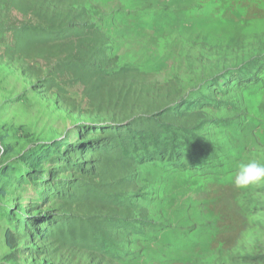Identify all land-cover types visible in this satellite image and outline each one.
<instances>
[{"label":"rangeland","instance_id":"rangeland-1","mask_svg":"<svg viewBox=\"0 0 264 264\" xmlns=\"http://www.w3.org/2000/svg\"><path fill=\"white\" fill-rule=\"evenodd\" d=\"M87 35L138 97L178 108L137 156L96 162L110 195L68 207L48 188L83 178L68 150L110 125L60 62ZM243 157L264 159V0H0V264H259L264 186L234 187ZM67 216L111 229L92 246L42 231Z\"/></svg>","mask_w":264,"mask_h":264},{"label":"trees","instance_id":"trees-1","mask_svg":"<svg viewBox=\"0 0 264 264\" xmlns=\"http://www.w3.org/2000/svg\"><path fill=\"white\" fill-rule=\"evenodd\" d=\"M86 26L91 28L89 25ZM94 39L96 38L88 35L75 39L80 47H77V50H74L73 47L70 52L65 54L66 57L64 55L62 59L60 58V62L66 59L73 63L75 68H72L74 71L71 70V73L76 81L86 87L94 112L99 116H105V120L110 123L104 128L106 129L104 133L102 127L97 128L98 132H102L98 134L104 135L101 142L75 151L68 150L70 156L81 159L82 165L74 164L69 167L86 171L83 178L76 183H69L71 186L69 190L65 189L63 185H52L48 188L49 194L61 197L68 207L76 206L87 199H103L110 195L106 186L99 187L91 181L89 172L93 171L95 167L99 169L100 167L96 165L99 162L102 163L100 165L109 160L117 161L118 164L126 163L129 154L137 156L145 146L141 148L139 144L134 145L135 139L143 134V130L146 128L153 130L160 127L162 124L160 119L165 118L170 111H176L178 108L177 101L172 98L174 95L170 92L164 95L153 92V89L150 91L148 89L147 93L142 91L143 94L146 93V96L138 97L127 83V74L129 73L127 68L119 64L111 66L109 57H104L97 52V41ZM191 105H193L192 102ZM130 136L132 149L129 147ZM31 163L35 167L41 165L38 159H32ZM102 175L106 176L105 173ZM113 176H120V173H114ZM91 222L89 219L83 220L77 217L71 218V216L58 217L43 225L42 231L48 237L54 236L63 242L83 244L86 240H90L89 244L92 246L99 231L109 232L111 225L108 221L103 220ZM14 242V236L9 231L7 243L10 248L15 247ZM256 259L259 264H264V253Z\"/></svg>","mask_w":264,"mask_h":264},{"label":"clouds","instance_id":"clouds-1","mask_svg":"<svg viewBox=\"0 0 264 264\" xmlns=\"http://www.w3.org/2000/svg\"><path fill=\"white\" fill-rule=\"evenodd\" d=\"M230 179L239 190L264 186V159L243 157Z\"/></svg>","mask_w":264,"mask_h":264}]
</instances>
